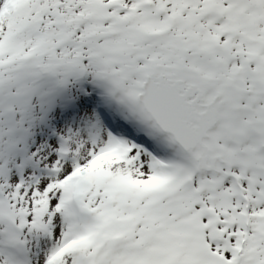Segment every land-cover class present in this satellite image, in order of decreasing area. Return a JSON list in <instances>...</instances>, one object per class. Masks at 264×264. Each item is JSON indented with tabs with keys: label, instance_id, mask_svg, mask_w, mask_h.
Listing matches in <instances>:
<instances>
[{
	"label": "snow or ice",
	"instance_id": "6c2138e0",
	"mask_svg": "<svg viewBox=\"0 0 264 264\" xmlns=\"http://www.w3.org/2000/svg\"><path fill=\"white\" fill-rule=\"evenodd\" d=\"M0 264H264V0H0Z\"/></svg>",
	"mask_w": 264,
	"mask_h": 264
}]
</instances>
